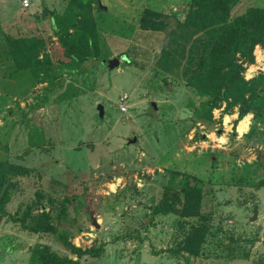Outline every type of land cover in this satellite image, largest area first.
<instances>
[{
    "label": "rangeland",
    "instance_id": "rangeland-1",
    "mask_svg": "<svg viewBox=\"0 0 264 264\" xmlns=\"http://www.w3.org/2000/svg\"><path fill=\"white\" fill-rule=\"evenodd\" d=\"M70 2L0 0V165L30 170L6 172L4 188L17 186L0 212V264H44L43 249L78 260L67 242L98 253L80 264H186L175 252L202 224L195 264H264V46L243 64L258 86L255 110L240 118L241 106L214 108L187 85L192 64L158 67L165 34L139 27L148 9L183 20L191 0L95 1L101 52L79 74L60 40ZM258 5L240 0L235 13ZM8 36L35 40L41 65L19 68ZM184 174L203 182V219L156 212L175 203Z\"/></svg>",
    "mask_w": 264,
    "mask_h": 264
},
{
    "label": "trees",
    "instance_id": "trees-1",
    "mask_svg": "<svg viewBox=\"0 0 264 264\" xmlns=\"http://www.w3.org/2000/svg\"><path fill=\"white\" fill-rule=\"evenodd\" d=\"M95 1L99 2L71 0L66 14L68 20L63 23L67 30L60 35L65 55L80 68V71L76 70L77 74L87 72L89 68L86 65L99 61L101 51L98 26L92 9ZM239 5L240 0H191L183 20L180 19L181 15H166L161 11L148 9L140 19L139 27L165 34L159 49L158 67L174 71L182 62L192 64L194 68L187 75V85L210 96L208 103L214 108L227 102L230 106H241L239 114L243 118L255 110L251 104L258 84L251 82L253 84L250 86L244 80L243 64L253 62L255 48L258 45L264 46V6H252L237 14L235 9ZM171 18H175V23ZM51 19H54V14ZM60 21L63 22L64 18L61 17ZM70 26L74 29V34L69 33ZM8 43L19 68L30 69L32 64L41 65L36 60L35 40L8 36ZM47 59L49 60L48 57ZM247 93L252 95L247 98ZM7 171L23 176L30 172L28 168L20 165H0L1 213L5 212L10 200V190L14 185L17 186L16 183H10L4 188ZM182 179V188L175 203L165 207L158 206L156 212L203 219L206 217L202 212L203 182L190 174H184ZM260 184L264 186V180ZM41 229L43 232H51L53 227L47 225L45 228H38L40 231ZM208 234L209 228L206 224L194 227L175 254L184 259L186 264H195L194 260L201 255ZM67 245L77 255L78 260L60 257L46 249L38 250L37 254L44 264H80L84 255L99 256L92 249L82 250L68 242Z\"/></svg>",
    "mask_w": 264,
    "mask_h": 264
},
{
    "label": "water",
    "instance_id": "water-1",
    "mask_svg": "<svg viewBox=\"0 0 264 264\" xmlns=\"http://www.w3.org/2000/svg\"><path fill=\"white\" fill-rule=\"evenodd\" d=\"M102 6V5H101ZM105 8V7H104ZM123 61H128L126 57L123 58ZM129 62V61H128ZM121 65V60L120 59H113L109 62V71H113L114 69H118ZM154 106V109L156 110L157 107H156V104L154 103L153 104ZM98 111H99V114H100V118L101 119H104V115H105V109H104V106L102 104H100L98 106ZM137 142V139L134 138L133 140L130 141V143L134 144ZM258 218V212L256 211L255 214H254V217H253V221L256 220ZM94 225L96 227H99V224L97 223L96 220H94Z\"/></svg>",
    "mask_w": 264,
    "mask_h": 264
},
{
    "label": "built area",
    "instance_id": "built-area-1",
    "mask_svg": "<svg viewBox=\"0 0 264 264\" xmlns=\"http://www.w3.org/2000/svg\"><path fill=\"white\" fill-rule=\"evenodd\" d=\"M24 5L25 6H28V2L25 1L24 2ZM129 100H130V95H128V94L125 93V94H123L121 96V98H120V110H121V112H123V113L128 112V107H129L128 103H129Z\"/></svg>",
    "mask_w": 264,
    "mask_h": 264
},
{
    "label": "bare ground",
    "instance_id": "bare-ground-1",
    "mask_svg": "<svg viewBox=\"0 0 264 264\" xmlns=\"http://www.w3.org/2000/svg\"><path fill=\"white\" fill-rule=\"evenodd\" d=\"M246 125H247V123L242 125L241 132H245L246 131Z\"/></svg>",
    "mask_w": 264,
    "mask_h": 264
}]
</instances>
